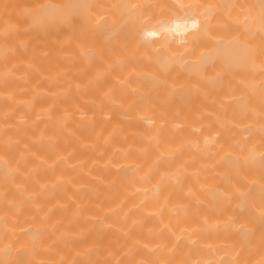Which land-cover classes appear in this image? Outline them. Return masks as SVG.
<instances>
[{"label":"bare ground","instance_id":"obj_1","mask_svg":"<svg viewBox=\"0 0 264 264\" xmlns=\"http://www.w3.org/2000/svg\"><path fill=\"white\" fill-rule=\"evenodd\" d=\"M0 264H264V0H0Z\"/></svg>","mask_w":264,"mask_h":264}]
</instances>
